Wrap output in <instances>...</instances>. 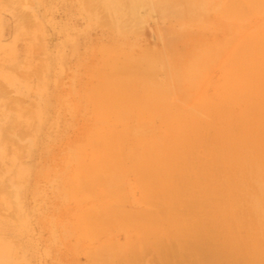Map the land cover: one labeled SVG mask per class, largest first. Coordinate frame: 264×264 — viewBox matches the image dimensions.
I'll return each instance as SVG.
<instances>
[{
	"label": "rangeland",
	"instance_id": "obj_1",
	"mask_svg": "<svg viewBox=\"0 0 264 264\" xmlns=\"http://www.w3.org/2000/svg\"><path fill=\"white\" fill-rule=\"evenodd\" d=\"M226 2L0 0V264H260L264 0Z\"/></svg>",
	"mask_w": 264,
	"mask_h": 264
},
{
	"label": "bare ground",
	"instance_id": "obj_2",
	"mask_svg": "<svg viewBox=\"0 0 264 264\" xmlns=\"http://www.w3.org/2000/svg\"><path fill=\"white\" fill-rule=\"evenodd\" d=\"M106 1H107V0H106ZM130 1H131V3H132V8H131V9H133V8L135 7V2H136V0H130ZM205 2H206V1H205ZM110 3H111V2H109V1L107 2L108 5H109ZM148 3H149V6H151L150 0H148ZM112 4H114V3H111V5H112ZM133 4H134V5H133ZM151 7H152V6H151ZM242 7H243V5H242L241 0H227L226 5H225L224 9L222 10V12L224 13L225 16H226V15H231V16H232V14H233L234 11L238 12V11H240V10L242 9ZM113 8H115V7H113ZM150 9H151V8H150ZM150 11H152V9H151ZM239 13H240V12H239ZM238 16H240V15H238ZM155 36H156V35H155ZM207 48H209V46H208ZM205 53H206V52H205ZM143 59H144V58H143ZM144 60H145V59H144ZM260 62H261V64H264V63H262V61H260ZM260 62H259V63H260ZM262 67H263V66H262ZM255 74H256V73H255ZM255 74H254V76H257V75H255ZM260 74H261V73H260ZM263 74H264V73H262V75H263ZM262 75H261V76H262ZM261 76H260V77L257 76V78L255 79V80L259 81V83H260V80H261V82L264 81V76H262V77H261ZM258 85H260V84H258ZM260 86H262V84H261ZM258 88L261 89V87H258ZM1 90H2V89H1V86H0V91H1ZM3 90H4V89H3ZM164 92H166V91H164ZM1 93H3V92L1 91ZM258 95H259V94H258ZM256 96H257V95L255 94V97H256ZM255 97H253V98H254L255 100H257ZM260 97H261V96H260ZM258 98H259V97H258ZM252 100H253V99H251V100L249 99V100L247 101V103H248L249 101H252ZM259 101H260V100H257V101H255L254 104H251V105L254 107V106H256L255 104H257V102H259ZM249 103H251V102H249ZM248 108H249V107H246V109L244 110V112H245V111L247 112V109H248ZM249 110H250V109H249ZM246 112L244 113V115H247ZM247 116H248V115H247ZM248 119H249V118H247V120H248ZM250 119H251V118H250ZM250 119H249V120H250ZM195 128H196V127H195ZM198 131H199V128H198ZM180 132H181V131H180ZM196 132H197V130H196ZM175 133H176V131H175ZM175 133H174V134H175ZM181 134H182V133H181ZM199 134H200V133H199ZM199 134L197 133V136H198ZM179 135H180V134H178L177 136H179ZM182 135H183V134H182ZM174 136H175V135H174ZM195 136H196V135H195ZM197 136H196V139H197V138L199 139L200 136H199V137H197ZM176 138H177V137L175 136L174 139H176ZM180 138H181V137H180ZM92 139H94V138H92ZM1 140H2V139H1ZM140 172H141V171H140ZM142 173H143V176H144L145 171L143 170ZM142 202H143V201H142ZM165 203H167V202H165ZM168 203H169V202H168ZM168 203H167V205L169 206V204H170V207H172V209L174 210V208H173V206H172V202L169 203V204H168ZM170 207H168V208H170ZM124 209H126V208H122V211L120 210V211H121V212H120V217L117 216V218H116V219L119 218L120 222H122L123 220H125V221H123L122 223L126 222L125 212H124V214L122 213L123 211H125ZM164 210H165V209H164ZM158 211H159V210H158ZM129 212H130V211H129ZM152 212H153V211H152ZM162 212H163V211L161 210L160 213H162ZM157 213H158V212H157ZM128 214H129V213H127V215H128ZM130 214H132V213H130ZM131 216H132V217H131ZM134 216H136V215H130V216H128V219H129V220L127 219L128 221H127L125 224L135 222V218H134ZM153 216H154V215H153ZM155 216H156V215H155ZM124 218H125V219H124ZM132 218H134V221L132 220V222H130V219H132ZM151 218H152V220H150ZM151 218L148 220L149 222H146V223H150V221L153 222V217H151ZM136 219H137V218H136ZM136 222H137V221H136ZM115 223H116V222H115ZM138 223H139V222H138ZM138 223H137V224H138ZM153 223H154V222H153ZM141 224H142V223H141ZM150 224H151V223H150ZM175 224H176V220H175ZM203 224H204V223H203ZM203 224H202V226H203ZM204 226H205V225H204ZM201 230H202V229H201ZM207 230H208V229H206V231H207ZM145 236H146V235H145ZM140 238L143 239V236H141ZM140 238H139V239H140ZM157 238H158V237H157ZM157 238H156L155 240L158 241V242H160L159 240H157ZM1 239H3V237H1ZM137 239H138V238H137ZM137 239H135L136 241L133 240V242H134V244H135V245H134L135 248H136V244H137V241H138ZM158 239H160V238H158ZM147 240H148V239H147ZM133 242L131 241L130 244L133 245ZM128 243H129V242H128ZM128 243H127V244H128ZM160 243H161V242H160ZM130 244H128V247H129V248H130V246H131ZM138 244H139V242H138ZM139 246H140V245H139ZM139 246H138V247H139ZM131 247H132V246H131ZM138 247H137V248H138ZM129 248H128V250H129ZM135 248H134V250H135ZM132 249H133V248H132ZM140 249H141V247H140ZM134 250H131V249H130L129 252H130V251L133 252ZM212 250H213V249H212ZM212 250H211V251H212ZM135 251H136V250H135ZM137 251L139 252V249H137ZM142 251H143V250H142ZM140 252H141V251H140ZM140 252H139V253H140ZM130 253H131V252H130ZM136 253H137V252H136ZM139 253H138V254H139ZM133 254H135V253L133 252ZM140 254H142V252H141ZM170 255H171V254H170ZM238 255H239V254H238ZM181 257H182V256H181ZM91 258H92V257H91ZM166 258H170L169 255H168V257H166ZM179 258H180V257H179ZM171 259H172V258H171ZM240 259H241V258H239V260H240ZM263 259H264V258H262L261 260H259V261H260V264H264V260H263ZM195 260H197V259H195ZM170 261H171V260H170ZM170 261H167V262H170ZM175 261H176V259L174 260V262H175ZM180 261H181V264H183L182 259H180ZM216 261H217V260H216ZM216 261H214V262H216ZM259 261H258V262H259ZM167 262H166V264H169V263H167ZM172 262H173V260H172ZM172 262H171V263H172ZM178 262H179V260H178ZM178 262L176 261V263H178ZM225 262H226V261H224V263H225ZM171 263H170V264H171ZM178 264H179V263H178ZM225 264H226V263H225Z\"/></svg>",
	"mask_w": 264,
	"mask_h": 264
}]
</instances>
